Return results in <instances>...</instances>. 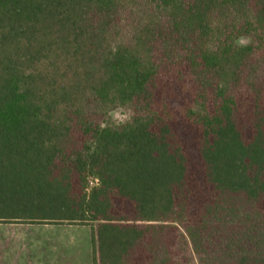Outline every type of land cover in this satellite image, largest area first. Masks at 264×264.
<instances>
[{
	"label": "trees",
	"instance_id": "obj_1",
	"mask_svg": "<svg viewBox=\"0 0 264 264\" xmlns=\"http://www.w3.org/2000/svg\"><path fill=\"white\" fill-rule=\"evenodd\" d=\"M0 222L264 264V0H0Z\"/></svg>",
	"mask_w": 264,
	"mask_h": 264
},
{
	"label": "rangeland",
	"instance_id": "obj_2",
	"mask_svg": "<svg viewBox=\"0 0 264 264\" xmlns=\"http://www.w3.org/2000/svg\"><path fill=\"white\" fill-rule=\"evenodd\" d=\"M249 41L239 39L241 44ZM130 117L129 111L117 109L110 121L117 125ZM94 248L91 224L0 222V264H95Z\"/></svg>",
	"mask_w": 264,
	"mask_h": 264
},
{
	"label": "built area",
	"instance_id": "obj_3",
	"mask_svg": "<svg viewBox=\"0 0 264 264\" xmlns=\"http://www.w3.org/2000/svg\"><path fill=\"white\" fill-rule=\"evenodd\" d=\"M94 182V181H93Z\"/></svg>",
	"mask_w": 264,
	"mask_h": 264
}]
</instances>
